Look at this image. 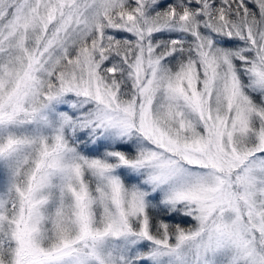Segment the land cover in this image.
Wrapping results in <instances>:
<instances>
[{
  "label": "snow or ice",
  "instance_id": "snow-or-ice-1",
  "mask_svg": "<svg viewBox=\"0 0 264 264\" xmlns=\"http://www.w3.org/2000/svg\"><path fill=\"white\" fill-rule=\"evenodd\" d=\"M0 264H264V0H0Z\"/></svg>",
  "mask_w": 264,
  "mask_h": 264
}]
</instances>
